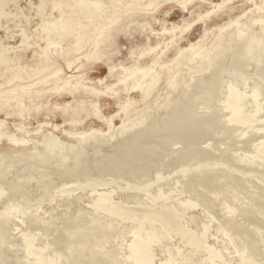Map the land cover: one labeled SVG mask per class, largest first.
Returning a JSON list of instances; mask_svg holds the SVG:
<instances>
[{
    "label": "rangeland",
    "instance_id": "374dc122",
    "mask_svg": "<svg viewBox=\"0 0 264 264\" xmlns=\"http://www.w3.org/2000/svg\"><path fill=\"white\" fill-rule=\"evenodd\" d=\"M30 1L20 0V7L24 9L23 18L3 19V24L10 28L8 36L13 39L7 44L19 45L22 40L21 30H25L28 36L40 35V11L36 8L41 4V0ZM52 1H48L49 13L53 5ZM101 1L110 7L109 0ZM178 1L180 3H175L174 0L165 3L160 0L156 8L153 6L143 12L142 17L146 18L144 21L139 19H135L133 23L129 20L122 21L113 30V33L117 34L113 46L107 48V55L103 57L101 63L93 67L90 74L85 76L87 80L84 81L87 86L95 87L102 92L98 99H92L99 103L100 118L86 116V113H83L77 117L78 123H71L67 120L68 117L63 116L61 109L54 108L42 109L39 113L33 111L30 116L27 114L24 118L0 113V121L10 134L33 140L27 145L19 146H14L6 140L0 141V264H33L34 262V264H42V262L43 264L45 262L46 264H134L132 261L124 260L128 246L134 239L133 232L137 228L145 232L147 228L139 227L134 221H130L127 217L128 213L132 211L138 219L142 210L148 207H151L157 216L168 207L176 209L178 207L177 210L180 211L179 208L182 206L187 209L183 211L181 223L188 228V234L184 236L172 232L168 238L157 243L154 242L156 237L148 238L146 242H152V256L154 255V262L151 261L149 264L163 263L168 257L166 252L171 249L172 254H178L175 250L178 248L185 257V264H194L193 262L210 264L204 251L195 252L188 246V239L193 235L203 237L204 240L201 237L198 239L202 242L206 241V247L217 250L222 259L224 256L225 259L230 260V264L231 262L238 264L239 261L264 264V150L258 154L256 148L252 147L254 144L248 146L246 144V141L259 134L264 135V47L260 48L264 46V40L256 49L260 51L254 50L256 53H250L252 36L264 39L260 21L264 20V0ZM183 3L186 4V9ZM218 4L222 6L214 7ZM255 5L262 6V9L255 11ZM9 7L8 11H15L14 4H10ZM53 14L59 16L58 11H54ZM51 19L53 20L54 16ZM232 20H237L239 25L227 28V24ZM173 24L180 28L173 37L168 33L164 36L163 29L170 30ZM222 28H226L225 33L218 39ZM237 31H243L242 36L245 35V38L236 37ZM206 34L208 35L201 48L205 54L203 57L198 56L192 60L184 58L172 62L183 49L197 43ZM6 35V30L0 31L1 38L5 39ZM40 45L45 46L43 42ZM216 46L220 49L225 47L230 49L222 51L217 59L216 55L213 56L216 50L211 52ZM64 47H66L65 43ZM147 47H157V49L141 59L138 57L131 59L132 52L136 53L134 56L136 57ZM34 49L40 51L37 46L29 50V61L32 60ZM212 56L214 58H211ZM153 57H160L159 61L164 65L174 63L176 79L180 83L176 88L168 83L170 79L164 77L150 98L142 102L139 91H124L123 86L117 84L116 77L109 76L108 61L110 65H114L117 74L123 67L132 66L134 60H139L143 66H151ZM57 65H60L64 73L73 75L75 72L73 68L77 63L71 69H68L63 61L58 62ZM196 65L202 69H197ZM204 66L202 77L201 70ZM193 68L196 70H192ZM155 69L160 71L159 66H155ZM193 71L198 72L195 74ZM186 78H188L187 82ZM114 84L117 85L113 89L106 88ZM231 88L236 93L247 95L253 94L255 88L258 89L254 97L251 95L243 99V104H247L244 105V112L249 118L248 122L227 123L230 111L225 106ZM116 89L118 91L114 92ZM186 92L189 93L188 96ZM129 98L133 100L130 111L135 108L142 110L146 107V111L140 112L139 117L133 115L131 118L133 121L137 119V122L141 119L145 121L142 124L144 126L137 125V129L134 127L126 132L129 133L126 135H130L132 139L128 136L125 138V133L121 138L120 134L116 135V130L125 118L121 107ZM69 102L72 103L73 98L67 95L55 97L51 105L64 107ZM173 109H178V114L183 111L186 115H191V120L188 116L189 122L185 121L186 124L189 123V132L177 129L173 131L170 125ZM186 110H190V113ZM109 120H113L115 138L102 135L109 130ZM191 121H195L196 125ZM20 127L22 131L19 130ZM191 130L192 138L184 137V134L190 133ZM69 133L74 135L71 136ZM52 134L65 144H71L70 146H79L83 138L88 140L89 137L94 136L96 142L90 139L87 144L85 143L86 147L84 144L81 145L83 151L76 146L79 149L64 148L52 153L48 149L47 152L44 149L46 146L41 143L42 137H50ZM92 143L95 144L94 147L91 146ZM95 146L103 149H97ZM22 151L25 152L23 157L20 156ZM74 151H78L80 158ZM240 153L245 157L238 164L237 157ZM117 159L118 161L115 162L114 160ZM252 162L256 165L252 164L254 167L249 168ZM74 163H77V166ZM233 166L241 167V171L235 169L234 171ZM10 184L15 189L11 187V190ZM13 184H17L16 187ZM107 192H111L114 203L122 205L120 209L122 213L115 222L114 218L96 214L99 205L97 197L100 193ZM188 201L193 203V207L189 204L187 207L184 206ZM8 206L14 207L6 213L5 209ZM107 222H112V228L104 232L100 228ZM204 224L208 225L206 229ZM202 228L204 231L208 230L205 231L206 234L201 230ZM150 231L155 235L158 234L157 230ZM81 235L87 236L86 243ZM27 243L30 246L28 249L25 247ZM82 244L86 245V251ZM88 244L93 246L89 247ZM164 248L167 250L165 251ZM78 249L82 252L84 250L83 255ZM97 252L98 255L95 254ZM104 255L105 257H102ZM220 261L213 264H219Z\"/></svg>",
    "mask_w": 264,
    "mask_h": 264
},
{
    "label": "bare ground",
    "instance_id": "6f19581e",
    "mask_svg": "<svg viewBox=\"0 0 264 264\" xmlns=\"http://www.w3.org/2000/svg\"><path fill=\"white\" fill-rule=\"evenodd\" d=\"M48 1L49 0H41V4L39 6H37V8H36V9H39V11H40V15H39L41 18L40 35L28 36L26 34L25 30H21L22 31L21 43H19V45L14 46V45L7 44L12 37L8 36V32H10V28L3 24V19H5V18L7 19L9 17H13V18H19L22 16L24 17V9H22L20 7V0H0V31L6 30V32H7L5 39L0 37V113H5L7 116L24 118L27 116V114H28V116H30L31 112H33V111L39 113V111L42 109L52 110L54 108V109H61L63 116L68 117L67 120H69L71 123H78L77 117L83 113H86V116L92 115L96 118H100L99 103L95 100H92V99L93 98L98 99L101 96L102 92L99 91L98 89H96L95 87L87 86L86 82H84L87 80V78H85V76L90 74V72L94 69L93 67L97 66L99 63L102 62L103 57H105V55H107V48L113 46L114 41H115L116 36H117V34L113 33V30L116 29V26L119 25L122 21H126V20L127 21L129 20L130 23L135 22V19H139V21H144L146 18L142 17V14H144L143 12L149 10V8H151L153 6H155V8H156L157 5L160 4L159 3L160 0H109L110 1V7H108L109 5L105 4V2L101 1V0H53L52 1L53 5L50 9L51 10L50 13L48 12V9H47ZM172 1L173 0H163V2H165V3L172 2ZM189 1H193V0H187V2H189ZM30 2H31L30 4L32 5V1H30ZM174 2L180 3V1H178V0H176V1L174 0ZM10 4H14L15 11H13V10L8 11L7 8H10L9 7ZM183 5H184V8L186 9V4L183 3ZM220 6H222V4L221 5L220 4L215 5L214 7L219 8ZM260 9H262V6L255 5V11L260 10ZM54 11H58V13H59L58 17H56L53 14ZM53 16H54V19L52 20L51 18ZM28 21H29V19H28ZM260 21L262 24V28H263L262 31L264 34V20H260ZM236 24L239 25L237 20H232L227 24L226 27L231 28ZM179 28L180 27L178 25L173 24L172 27L170 28V30H168L167 28L163 29V35L165 36V34L168 33V34H171V37H173L175 32ZM142 29H143V27H142ZM224 29H226V28L220 29L218 39H220V37H222L224 35V33H225ZM243 34H244L243 31H237L236 37L241 39V36ZM53 35H54V37H53ZM207 35L208 34L204 35L197 43L191 44L189 47L183 49L178 54V57L174 58L172 60V62L175 63V62H178L180 59H184V58H189L190 60H192L198 56L203 57L205 54L201 48H202V44L205 42ZM244 36H242V37L245 38ZM11 40H13V39H11ZM262 40H264V39H258L256 37L252 36L250 53H253L254 50L257 52L260 51V50H256V49L261 45ZM42 42H43V44H45L44 47L42 45H40ZM64 43L66 44V47H64ZM89 43H91V44L89 45ZM229 45H231V44H229ZM35 46H37L40 49V51H38L37 49H34L32 60L29 61L28 52L32 48H35ZM263 47L264 46H262L260 48L263 49ZM156 49H157V47H153V48L147 47L146 49L142 50L138 54V56H136V57H134L136 53L132 52L131 53L132 54L131 59L137 58V57H138V59H141V58L145 57L146 55H149L150 53H154L156 51ZM229 49H230V47H225V48L220 49L216 46L211 52L216 50V54L213 53L214 55L213 54L212 55L213 56L216 55L215 58H217V56L222 51H224V52H225V50L229 51ZM254 53H256V52H254ZM213 56L211 58H214ZM208 59L209 58H207V60ZM159 60H160V57L151 58V62H150L151 66H148V65L143 66L142 64L139 63V60L138 61L134 60L133 61L134 63L132 66L127 67V68L123 67L121 69V71L117 74H115L114 65H110V63L108 61L109 76L116 77L117 84H120L123 86L122 90L127 91V92H129L131 90L139 91L142 95V102H146L147 99L150 98V96L155 92L157 85L162 78L165 77V79H167V80L170 79V81L168 83L171 84L175 88L180 84V83H178V81L176 79L177 78V75L175 74L176 73V70H175L176 66H173L174 63L164 65ZM60 61L61 62L63 61L64 63H66L68 66V69H71L72 66L77 63L76 67L73 68V70L75 71V72H73V75L64 73V71L60 67V65H57L58 62H60ZM185 62L187 63V61H185ZM211 65H212V63H211ZM155 66H159L160 71H157L155 69ZM208 66L209 65H207V67ZM196 68L198 69L199 67H197V65H196ZM209 68H210V66H209ZM199 69H202V68H199ZM204 69H205V66H204L203 70H201V72H203ZM192 70H194V68ZM207 70H205V71H207ZM197 72H194V73L196 74ZM190 73H191V71H190ZM199 73H200V71H199ZM203 76H204V72L202 74V77ZM37 77H38V79H37ZM188 78H186V82H187ZM195 79H196V77H195ZM179 80H181V79H179ZM199 80L201 81V78ZM99 82H103V81L99 80ZM198 82L199 81H197V83ZM202 82H203V80H202ZM202 82L200 84H202ZM117 84H114L112 86H107L106 88L108 90L113 89L114 86ZM183 84H184V82H183ZM167 87H168V85H167ZM214 87H215V84H214ZM247 90H244V91H247ZM257 90L258 89L255 88L253 90V94H251V92H250L249 94H251L252 95L251 96V95H247L246 93H236L233 90V88L230 89V91H229L230 95L228 96V101H227L226 106H225V108L228 111H230L229 112L230 114L228 113L229 116L227 119V123L248 122L249 118L247 117L246 113L244 112V110H245L244 105L246 103L243 104V99H245L247 97L249 98V96L254 97L256 95ZM117 91H118V89H116L114 92H117ZM173 92H175V90ZM67 95L71 96L73 98L72 103L69 102L66 105H64V107H59L58 105H55L54 107H52L51 102L55 97L60 98V97L67 96ZM188 95H189V93H187V96ZM183 96H184V98L187 97L186 94H184ZM89 98L91 100H89ZM174 101L176 102L177 100H174ZM183 101H184V99H183ZM247 102H248V100H247ZM132 104H133V100L129 98V99H127L126 103H124V105H122L121 108L123 109V111L125 113V118H123L121 125L116 130L117 134H116V131L113 130L114 128L112 127L113 120H109V122H108L109 130L106 134H104V132H103L102 135H105V137H107L109 135L110 136L109 138H111V137L115 138L114 137L115 134L116 135L120 134V136L119 135L118 136L121 138V135L123 136L124 133H125V135L129 134L126 132L133 129L137 125L140 126V125L145 123V121L142 119L140 122H137V119H135L133 121L131 118L133 117V115H136L137 117H139L140 116L139 113L142 111L145 112L146 107H144L142 110H139V108H135L132 111H130L129 108L132 106ZM164 106L167 107V105H164ZM185 107H186V105H185ZM189 108H191V107H189ZM178 109H180V111H181L180 107ZM177 110L173 109L172 114H171L172 116L170 117V118H172V120H170V125H171L173 131H174V129H177L178 131L189 132L190 127L188 125L189 121L187 119H188V116H190L189 118L191 120V118H192L191 115H189L188 113H187L188 115H186L183 111L181 112V114H178ZM187 110H188V108H187ZM189 111H187V112H189ZM145 119H146V116H145ZM186 120L188 121L187 122L188 124H186V122H185ZM194 122H192V123H194ZM216 123H214L215 126H216ZM2 124H3V122L0 121V141H2V140L9 141L14 146L27 145V144L31 143V141H33L30 139L27 140L24 138H18L14 134H10L8 132V129L3 127L4 125H2ZM194 124L196 125V122ZM217 125H218V123H217ZM142 126H144V125H142ZM201 126H202V124H201ZM151 127H153V126H150V128ZM165 127H167V126H165ZM21 129H22V127L19 128V130H21ZM136 129H137V127H136ZM168 129H170V128H168ZM195 131H197V130H195ZM210 131H212V130H210ZM131 132H133V131H131ZM147 132H149V130H147ZM191 132H192V130L190 131V133H185L184 137L190 139V137L193 133V132L192 133ZM69 135L73 136L74 134L69 133ZM139 135H140V133H139ZM118 136H117V138H118ZM127 136L128 135H126L125 138ZM135 136H137V135H135ZM193 136H195V135H193ZM129 137H131V136L129 135L128 138ZM42 138H43V140L41 141V143L43 142L44 143L43 146H46V147H44V149L51 150L52 153L53 152L55 153L56 150L59 151V150L64 149V148L74 150V148H76V146L80 148V146L83 144L86 147L85 143L86 142L88 143V141H90V139L94 140L93 142H96L95 136L89 137L88 140L86 138H83L82 141L79 142V146L78 145L70 146L71 144L67 145L64 142H62L58 137H55L53 134L50 137H42ZM131 139H132V137H131ZM34 141H36V140H34ZM108 142H109V140H108ZM126 142H129L128 139L126 140ZM137 142H138V140H137ZM102 143H104V142H102ZM246 144H247V146L254 144V146H252V147L256 148V152L262 153L264 150V149H262V148H264V135L259 134L255 138H252L251 140L246 141ZM93 145H95V144L92 143L91 146H93ZM96 145H97V143H96ZM79 148H76V149H79ZM95 148H97V146H95ZM44 149L42 148L43 152H44ZM101 149H103V147ZM48 150H47V152H48ZM80 150L83 151L81 148H80ZM100 150H98V151H100ZM78 151H76L77 155H79ZM126 151L128 153V149ZM40 152H41V150H40ZM120 152H121V150H120ZM24 153L25 152H23V151L20 152V156L23 157L25 155ZM32 153H33V151H32ZM45 153H46V151H45ZM75 153H74V155H75ZM98 153L100 154V152H98ZM123 153H120V154L123 155ZM127 153H126V155H127ZM26 154H27V152H26ZM116 154L119 155V153H116ZM258 154H260V153H258ZM33 155H34V153H33ZM66 156L67 155L65 154V157ZM62 157H63V154H62ZM78 157L80 158V155ZM115 157L118 158V156H115ZM243 157H245V156L242 153H240L238 155V157H237V159L239 160L238 164L241 163L240 161ZM118 159L114 160V161L116 162V161H118ZM120 159H121V157H120ZM253 160H255V158H253ZM125 161H124V164L126 163ZM233 161H234V159H233ZM253 162L250 164L251 166H248L249 168H251L253 166L252 164H255ZM58 164H60V163H58ZM74 164L76 165L77 163H74ZM124 164H122V165H124ZM238 164H236V165H238ZM78 165H80V164H78ZM243 165H245V164H243ZM258 165H259V163H258ZM233 167H234L233 170L235 169L236 171H241V167H238V166H237V168H235L236 166H233ZM55 168H56V165H55ZM253 169H255V168H253ZM65 171H67V170H65ZM76 174H77V172H76ZM73 175H74V173H73ZM30 183H31V181H30ZM16 185L17 184H15V185L13 184V186H15V187H16ZM65 186H66V184H65ZM11 187H12V185L9 186V188H11ZM9 188L7 187V189H9ZM12 188L15 189L14 187H12ZM12 188H11V190H12ZM11 190H10V192H11ZM24 198H25V196H24ZM11 199H13V198H11ZM113 200L114 199L112 198L111 192L110 193L109 192L100 193L97 197V202L99 203V205L97 206L96 214L100 213V214H103L105 217L114 218L115 219L114 222H115L120 217V214L122 213L120 210L122 205L114 203ZM259 200H262V199H259ZM6 204H8V202ZM19 204H20V202H19ZM188 204H189V206L193 207V203L190 201H188L187 204L184 206L187 207ZM13 207L14 206H8L5 209V212L7 213V211H9L10 208H13ZM177 209H178V207H177ZM177 209L174 207H168L167 209L164 210V212L162 214H158L157 216H155L153 209L151 207H148L147 209L142 210L141 216L138 219L135 218L134 213L132 211H130L128 213V216H127L128 219L130 221H134L136 225H139V227H142V226L146 227L147 230L145 232H143L141 229L137 228L136 231L133 232L134 237L133 236L132 237L136 240H134L132 238L133 242H130V244L128 246V250L126 252V259H124V260L132 261L134 264H149L151 261L154 262V255L152 256V253H153L152 242H150V241H149V243L146 242L148 240V238L151 239L152 237H156L154 239L155 241L154 240L153 241L157 243V242H160L159 240H163L164 238H168L172 232H176L177 234H181L184 236L187 235L188 234V228L183 226L181 223V219H183V214H184L183 211H185L187 208L182 206V208H179L180 211H178ZM262 210H263V207H262ZM93 222H94V220H93ZM111 223L112 222H107V224L102 226L100 229H102L104 232H106L107 230L109 231L112 228ZM207 227H208V225L206 226L204 224V228L206 229ZM155 228H158V229H155ZM151 229H153L155 232L157 230L158 234L155 235L154 232L150 231ZM201 230L204 231L203 228ZM94 231H96V230L94 229ZM206 232H205V234H206ZM85 233H86V231H85ZM85 233H83V235ZM86 234L88 235V232ZM5 235H7V234H5ZM89 236H90V234H89ZM81 237L83 239L84 236L81 235ZM85 237H87V236L85 235ZM85 237L83 240H86ZM200 237L201 236H199V235H198V237L195 235L191 236L188 239V243H187L188 246L192 247V249L195 252L204 251V253L208 257L210 264H213V263L218 262L220 260L221 261L219 262V264H230L229 263L230 260L228 261V259H225L224 256L222 259L221 255L217 252V250L213 249L212 247H206L205 246L206 241H203V242L200 241L198 239ZM130 238H131V236H130ZM202 238L203 237H201V239ZM203 240H204V238H203ZM230 240H232V239H230ZM104 241H106V240L104 239ZM263 241H264V239H263ZM86 242H87V240L85 241V243ZM88 242H89V240H88ZM73 245H74V243H73ZM78 245H80V243H78ZM90 245H92V244H90ZM90 245H89V247H90ZM97 245H98V243H97ZM81 246H85V251H86V245L82 244ZM25 247L28 249V247H30L29 243H27V245ZM73 248H74V246H73ZM81 248L82 247H80V249ZM91 248H89V249L91 250ZM80 249H78V250L81 251ZM104 249H105V247H104ZM238 249L236 250V252L238 251ZM164 250H165V248H164ZM170 250L171 249H169L166 252V253H168V257H166L165 261L161 264H185V257H184V255H182V251L179 248L175 249L178 254H172V252ZM72 252H73V250H72ZM83 252H84V250H83ZM83 252L81 251L82 255H83ZM241 252H240V254H241ZM102 253H104V251ZM161 253H162V251H161ZM188 253H190V252H188ZM95 254L98 255V252ZM230 254H231V252H230ZM236 254H238V253H236ZM105 255L102 257H105ZM110 256L112 257V255H110ZM243 256H244V254H243ZM243 256H241V257H243ZM54 259H56V258H54ZM27 260L29 261L28 258H27ZM41 261H43V260H41ZM36 262H38V260ZM124 262L125 261H123V263ZM251 262H253V261H250V262L239 261L238 264H252ZM39 263H40V261H39ZM193 263L197 264L195 262H193ZM42 264H43V262H42ZM45 264H46V262H45ZM198 264H199V262H198ZM231 264H232V262H231ZM253 264H254V262H253Z\"/></svg>",
    "mask_w": 264,
    "mask_h": 264
}]
</instances>
